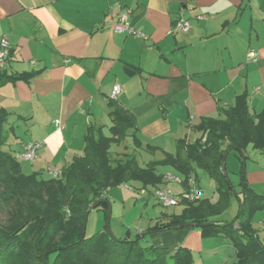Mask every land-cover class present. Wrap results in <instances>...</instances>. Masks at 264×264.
<instances>
[{
	"label": "crops",
	"instance_id": "0c3cea01",
	"mask_svg": "<svg viewBox=\"0 0 264 264\" xmlns=\"http://www.w3.org/2000/svg\"><path fill=\"white\" fill-rule=\"evenodd\" d=\"M122 14L146 40L113 30ZM179 19L188 21V32L173 31ZM1 38L11 47L1 73L21 76L0 85V110L9 115L5 149L16 154L29 142H41L35 174L62 172L83 156L90 129L95 138L99 130L109 136L115 85L121 88L116 103L134 115L139 141V148L130 137L113 146L115 160L175 155L179 140L193 142L198 137L193 127L222 116L239 95L247 97L251 114L264 113V0H0ZM250 50L256 62L248 60ZM124 68L135 74L128 77ZM230 167L233 171V162ZM240 173L248 188L264 195V164ZM136 185L141 196L160 189L149 192ZM174 185L179 188L174 195L181 194L182 185ZM136 234L144 246L205 254V261L193 258V264L235 262L228 239H205L194 227L148 238L143 230ZM257 234L264 242V233Z\"/></svg>",
	"mask_w": 264,
	"mask_h": 264
},
{
	"label": "trees",
	"instance_id": "16d2710c",
	"mask_svg": "<svg viewBox=\"0 0 264 264\" xmlns=\"http://www.w3.org/2000/svg\"><path fill=\"white\" fill-rule=\"evenodd\" d=\"M0 71V85L19 79ZM112 122L108 133L98 137L90 129L85 138L84 155L75 157L58 178L33 173L25 175L21 162L6 150L4 125L9 115L0 110V264H193L184 247L167 249L141 245L140 235L116 239L108 231L85 238L89 207L100 201L108 209L105 194L128 183L141 188H159L163 175L157 167H168L187 179L201 169L216 183L219 200L181 203L179 215H164L146 234L197 228L203 238L222 236L234 250L233 264H264V242L258 237L252 218L264 210V195L241 181L239 214L231 223L212 220L222 215L234 193L222 170V158L229 151L243 159L248 147L264 149V113L251 114L245 95H239L222 116L202 119L193 127V142L179 140L176 154L141 167L134 155L113 159L111 148L127 138L139 148L135 137V117L116 102L109 103ZM184 153V157L180 156ZM97 208V207H96ZM95 208V209H96ZM144 235V234H143ZM145 236V235H144Z\"/></svg>",
	"mask_w": 264,
	"mask_h": 264
},
{
	"label": "rangeland",
	"instance_id": "374dc122",
	"mask_svg": "<svg viewBox=\"0 0 264 264\" xmlns=\"http://www.w3.org/2000/svg\"><path fill=\"white\" fill-rule=\"evenodd\" d=\"M107 127H109V125ZM104 133L107 134V128L104 129ZM21 136L22 139H26L25 133H21ZM8 143H10V145L12 146H14L15 144L13 142V139H9ZM116 149L117 147H115L113 151H117ZM245 156L246 157L244 158V163L242 164V157L238 153L232 152L230 154H227L224 163L225 173L227 180L231 183L234 193L231 198H229V204L222 212V215H213L212 220H216L223 223H231L237 218L239 214L238 196L240 199H242L243 197L241 186L242 176L240 172L246 166L251 169L252 166L257 165L259 167L264 164V149L255 150L250 146L247 148ZM157 160L159 161L160 159H144V161H141V159H139L138 163L142 167L146 166L143 163L146 164L148 162ZM33 161L21 162V170L23 174H33ZM231 162L234 163L233 171L230 167ZM157 171L162 174L167 171L166 174L175 175V173L171 171L168 167L159 166L157 167ZM196 175L199 181L200 188L202 190L200 200L207 199L211 204H216L219 200V193L216 190L215 181L211 177H209L205 172L198 168H196ZM42 176L44 178L46 177L45 174H43ZM136 184L137 183L131 182L109 189V191H107L105 197L109 204L108 209L105 210L103 206H98L96 209H93L89 212L86 219L85 238H90L94 234L105 230L110 232L116 239H124L125 237H130L131 240L136 238V233H138V230H143L145 237L148 238L149 234H146L148 228L150 226L153 227L155 224L160 222V219L164 215H179L183 211L184 207L182 205L170 208H162L156 202L153 195H139L137 191L140 192L141 189H137L138 186ZM163 186L164 187L160 188L167 189L172 194L176 193L179 190V188H177L172 183ZM151 190L152 189L150 188L147 189V191L149 192H151ZM263 211L264 210L256 211L252 218L253 226H256V228L258 229L257 231V229L255 228L257 233H259L260 237L263 236L264 233V227H262L261 225L264 222V216H261V213ZM194 229L196 231H199L197 228ZM194 237L195 236H190L189 239L192 240L194 239ZM207 247L208 246L205 245L203 249L206 250ZM190 253L193 258H197L195 259V262L199 261L202 263V261H205V254L197 253V251H194V249L192 252L190 251ZM206 264L209 263L206 262Z\"/></svg>",
	"mask_w": 264,
	"mask_h": 264
},
{
	"label": "built area",
	"instance_id": "2783aa9c",
	"mask_svg": "<svg viewBox=\"0 0 264 264\" xmlns=\"http://www.w3.org/2000/svg\"><path fill=\"white\" fill-rule=\"evenodd\" d=\"M190 29V25L188 21L184 19H179L175 26L173 27V31H181L183 33L188 32ZM113 30L120 34H126L129 36H133L136 38H140L146 40L147 37L135 30L126 14L119 15L117 18V22L113 26ZM11 47L6 38L0 39V71H3L6 68L7 62L10 58ZM248 60L251 62H256V54L254 51L250 50L247 54ZM121 92V88L119 85H115L112 88V92L110 94V100L116 102L117 97ZM54 126L57 128H62L58 121L53 122ZM42 148L41 142H29L23 146V150L20 153H16L14 155L15 159L19 162H31L36 158L37 152ZM48 178H58L61 176V171H53L48 170L45 173ZM162 181L164 184L174 183L178 185H182V192L179 195L172 194L169 190L160 188L153 191L152 195L155 198L156 202L162 208H170L176 207L181 203H196L201 199V189L199 187V182L197 181L194 175H190L184 182L175 175L165 174L162 177ZM144 191V190H143Z\"/></svg>",
	"mask_w": 264,
	"mask_h": 264
},
{
	"label": "water",
	"instance_id": "95a60500",
	"mask_svg": "<svg viewBox=\"0 0 264 264\" xmlns=\"http://www.w3.org/2000/svg\"><path fill=\"white\" fill-rule=\"evenodd\" d=\"M123 71H124V73H125V75H127L128 77H131V76H133L135 73L134 72H132V71H130L129 69H127V68H124L123 69ZM230 152V151H229ZM228 152V153H229ZM226 156H227V154H225L224 156H223V158H222V170L224 171V174L226 175V173H225V160H226ZM101 204V202L100 201H97V202H95V203H93L90 207H89V209H88V211L90 212L91 210H93V209H95L96 207H98L99 205ZM108 214H109V212H108Z\"/></svg>",
	"mask_w": 264,
	"mask_h": 264
}]
</instances>
